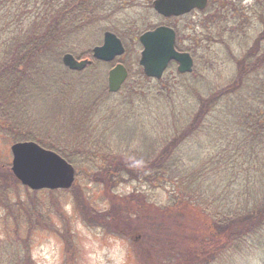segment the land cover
Returning a JSON list of instances; mask_svg holds the SVG:
<instances>
[{"label": "trees", "instance_id": "1", "mask_svg": "<svg viewBox=\"0 0 264 264\" xmlns=\"http://www.w3.org/2000/svg\"><path fill=\"white\" fill-rule=\"evenodd\" d=\"M108 2L109 0H0V138L11 139V142L35 141L45 148L56 151L74 167L81 165L78 160H74L76 156L71 154L72 149L67 151L58 144L65 138L72 140L71 137L68 138L65 133L57 136L43 131L44 119L34 110L36 102L31 100V96H37L44 102L51 97L57 99L59 95L67 92V99L71 100L72 113L76 111L74 118L70 119L74 126L82 124L83 119L92 121L96 117L84 113L83 108L78 106L80 103L89 104L100 100L93 96L94 90L89 91L88 82L71 83L68 73L72 71L63 66L61 57L66 51L75 53L78 59H91L84 70L102 63L92 57L90 49L87 51L81 49L79 53L76 44L87 43L84 40L86 27L89 23L98 24L99 21L94 19L95 12H101L106 8L110 10L112 6L109 8ZM220 4L222 3L209 0L205 10L195 11L200 24L196 20L192 28L187 29L186 37L192 39L193 44H191L195 50L188 45H180L181 29L178 25H173L177 34L176 46L180 50L189 51L194 56L195 51L198 50V42L195 38L199 28L202 33L199 41L203 47L217 40H225L227 44L228 30L231 29L228 23L231 19L232 32L248 39L255 34L261 40V52L258 56L261 60L255 64L250 57L254 52H249L245 56L246 63L243 68L236 69L237 84L245 85L250 76L249 81L255 76H264V0L255 1L246 8H243L238 0H226V6ZM149 6L151 7L150 2ZM254 21L261 24L263 29L259 30L260 27L257 32H252L250 24ZM97 30L103 32L105 27L97 26ZM113 32L120 37L119 31L113 30ZM225 33L226 38H223ZM120 38L124 43V39ZM171 65L174 63L169 67ZM194 74V69L186 74L175 71L172 75L169 73L156 80L155 92L162 94L165 104H169L168 115L172 117L171 130L160 139V146L155 149L156 152L145 160L122 153L120 155L122 158L118 157L115 160L109 161L102 157L101 164H98L96 161L101 154H91L89 149L92 147V152H95L98 142L87 149L90 162L88 163L87 160L82 162L89 166L92 163L91 167L96 172L90 176L91 180L94 181L93 178L96 177L95 181L104 187L103 190L105 189V197L109 204L103 211L92 204L89 196L81 188L76 191L75 184L70 188L74 189L72 191L74 208L78 213L80 212L82 220L88 225L103 223L108 232L116 231L124 236L131 229V237H136L138 240L132 245L137 264H216L220 260L221 253L234 255L245 252L244 248L252 246L259 238L258 235L264 231V82L257 83H260L261 89L254 86L251 89L247 88L262 102L251 103L246 116L239 119L244 120L243 129L229 131L227 128L231 124L229 113L219 122L216 119L208 122L207 119H211L212 115L217 113L219 103H224L226 98L233 94L232 92L240 88L230 85L219 91H211V89L210 92L200 93L196 90V85L193 86L190 82ZM134 75L150 80L143 74L141 68ZM129 76L130 72L118 91H124L122 93L124 105L147 109L148 102H141L140 96L136 97L138 102L135 97L130 100L129 95L132 93L130 91H133L140 81L133 79L134 76L129 79ZM132 79L136 82L134 85L129 83ZM179 79H185L187 83L181 86L175 85L180 83ZM187 84L192 94L191 100L188 101L193 103L186 102L185 108L178 112L173 106L184 100L178 99L180 95L184 96V90L188 88ZM176 89H178L177 93H175ZM103 93L116 94L106 88ZM80 129L81 127L74 128L72 131L76 141L84 139L79 134ZM201 135L211 138L214 144L217 140L216 149H208L212 145H206L201 150L186 147L195 140L197 142ZM104 149L105 157L112 155L110 147L105 146ZM203 149L210 154L207 162L215 159L212 163L213 168L220 167L227 173L228 183L249 184L255 180L257 189L251 201L245 195L229 200L228 195L224 193L223 178L220 177L219 180L210 178L217 176L212 173L214 169L210 166L208 173L205 172L207 167L203 161L207 159L200 158ZM75 151L85 154V151L79 148ZM94 156L95 158H90ZM6 171L1 173L0 194L8 198V194L12 195L14 191L7 192L4 184H10L11 179L15 184L17 181L9 170ZM78 175L75 176V182ZM133 181L152 190L158 187L164 190L166 188L167 200H155L163 203L158 205L148 201L137 189L129 194L112 192L117 185ZM257 181L261 186L256 184ZM8 202H14L15 207L3 205L6 207L3 212L6 216H2L3 221H8L7 215L16 208L18 215L23 213L26 216L34 215L36 222L30 223L23 221L24 217H18L16 226L12 223L6 225V229L0 235V264H34L29 238L34 235L37 226L47 225L51 221L48 217L38 220L39 215L35 214L38 205L34 200L32 202L35 206L30 203V209L23 207L17 193ZM58 212L56 215L60 216ZM133 216L139 225L144 224L142 238L140 234H136V229L130 221ZM175 224L181 225L180 234L172 232L171 226ZM50 230L55 233L60 232L57 229ZM124 231L125 233H122ZM221 235H224L225 239L218 248L221 252L218 255V249L211 247L208 240H218Z\"/></svg>", "mask_w": 264, "mask_h": 264}, {"label": "rangeland", "instance_id": "2", "mask_svg": "<svg viewBox=\"0 0 264 264\" xmlns=\"http://www.w3.org/2000/svg\"><path fill=\"white\" fill-rule=\"evenodd\" d=\"M214 1L215 3L217 1L222 3L220 6H226V0ZM238 1L241 3L243 8H246L258 0ZM149 2L151 3V0H109V8L111 6L112 8L110 10L106 8L101 11L103 13L95 12L96 15L94 16V19L99 21L98 24L90 25L89 23V26L86 27L84 31V40L85 42L87 41V43L76 44L78 52L81 49H83V51H87L89 49L91 50L94 46L100 45L102 42L103 32H99L97 30V26H102L103 28L105 27V30L119 31L120 37L124 39L125 53L118 57L115 61L119 60L126 65L130 72L129 79L134 76L133 79L135 78L136 81H140V83L136 84V88L133 91H130L132 93L129 97L130 100L132 97H135V100L138 102L136 97L140 96L139 98L141 102H148L149 106H147V109L141 107L131 108L128 105L125 106L122 101V93H124V91H120L112 95H104V89H107V72L111 65L110 63L103 62L92 67H88L85 70H71L72 72L68 73L72 84L77 83L78 81L88 82L90 84L89 91L94 90L93 96L95 95L100 100L99 102L94 101L89 104L80 103L78 106L83 108L84 113L96 116L92 121L83 119L82 124L78 126H74V124L71 123L70 119L71 117L72 119L74 118V113L76 111L72 113L70 106L71 100L70 98L67 99V92L59 95L57 99H52L51 97V99L48 98L44 102L37 96H31V100L36 102L34 110L44 119L45 128H43V131H47L57 136H61V134L65 133L68 135V138H72V140H67V138H65L58 144L67 151H71L72 149L71 154H75L76 156L74 160H78L81 164L80 166L75 167L76 176L78 174L79 175L77 177V181H74L73 184L76 186V191L80 188L85 191L92 204L98 207V210L100 211H103L109 202L107 203V199L105 197V189H102L104 187L95 181L96 177L93 178L94 181L91 180L90 176L94 175L96 172V170L91 167L92 163H90L89 166L88 164L85 165L84 162H82V160H87L88 163L90 162V159L87 156V149L91 145L98 142L99 145L96 146V149H94L95 152H92V147L89 148L91 154H101L100 158L96 161L98 164H101L100 160L102 157L110 161L115 160L118 157L122 158L120 156L122 153H128L132 156H137L141 160H145L147 157L156 152L155 149L160 146V139L169 130H171L170 125L172 117L168 115L170 109L168 108L169 104H165L162 94H158L157 91L155 92L154 86L156 85V80H147L143 79L141 76L135 77L134 75L140 68L138 59L142 47L138 41V35L158 24H167L170 26L178 25L181 29L179 35L180 45H188L191 49L194 48L192 45V39L186 37L188 36L187 29L189 30L192 28V24L195 23L196 20H200L199 17L197 18V15H195L196 13H190L189 16L183 18H161L154 12L153 8L149 6ZM250 25L252 32H257L260 27L261 28L259 30L263 29V26L256 21L251 22ZM257 37L258 36H255L254 34V36L249 38V40L248 38H245L247 39V42H244L247 44L244 43V45H246L244 47L241 46V50L237 52V54H239L237 56L231 52V47L225 43H217L207 47H199L198 44V50L195 51L196 53L193 56L195 74L190 78L192 85H196V90L200 93H207L210 92L211 89V91H219L229 87L230 85H236L240 88H237L238 90L232 92L233 94L231 96L229 95L224 103H219L217 105V113H214L211 119L208 118V122H211L212 120L214 121L215 119L219 122L220 120L226 118L227 115L225 114L229 113V121L231 122V124L227 126L229 131L232 129L241 130L243 129L244 120L239 119L246 116V112L248 111L251 103L255 104L256 101L262 102L260 98H256L257 95H255V93L250 89L253 88L252 86H254V88L260 87L261 89L260 83L264 82V76H255L252 78V81H249L251 78L250 76L248 83L241 86L237 84L235 79L236 69L243 68V65L246 63L245 56L247 53L254 52V54L250 57L253 59L255 64L261 60V58H258L261 48L260 44H257ZM258 42L260 43L259 40ZM65 53L71 52L65 51ZM231 53L233 54V58L231 57ZM71 54L76 57V55H74L75 53L72 52ZM175 71V65H171L164 75L167 76L169 73L172 75ZM133 79L131 81L129 80V83L132 85L136 83ZM179 80L180 83H175V85L181 86L183 83H187L185 79ZM258 82L260 83L257 84ZM189 88L190 87L188 85V88L184 90V96L180 95V98L178 99L180 100L183 98L185 101L183 100L177 102V106H173V108L178 112H181L187 103H193V101H188L191 100L192 95L190 94ZM177 92L178 89L175 90V93ZM253 98L254 100H252ZM85 101L88 102V100ZM80 127L81 129L79 134L84 139L76 141L72 136V131L74 128L79 129ZM198 138L199 140L197 142L195 140L190 143V146L187 145L186 147L190 149L198 148V150H201L206 145H212V147L208 149H216L215 146L218 143L217 140L214 144L213 140L206 136L201 135ZM12 143L11 139L3 137L0 138L1 181L2 172H7L6 170L11 172L10 166L12 155L10 152V145ZM105 146L112 149L110 152L112 155L105 157ZM76 148L81 149V151H85V154L76 152ZM90 158H95V156ZM196 158L198 161H201V159H207L203 161L207 167L205 172L207 171L208 173L209 166L210 168H213L212 163L215 159L211 160L209 163L207 162L208 159H210V154L206 149L202 150V154L200 155L201 159L198 157ZM213 169L212 173L217 174V176H211L210 178L213 180L214 178L218 180L220 177L223 178L225 181L224 193L228 195L229 200L237 199L238 197L245 195V197L251 201L252 196L257 189L255 187V180L249 184H230L227 182L228 175L222 170V168L214 167ZM229 180L231 179L229 178ZM256 184L261 186L259 181H257ZM4 188L7 192L14 191V193L12 195L8 194V198L6 195L3 196L0 194L2 196V202L0 203V235L2 234V231L6 229V225L12 223L16 226V224H18L16 223L18 217H24L22 220L29 221L30 223L36 222V217L34 215L26 216L24 213L23 215H18L19 213L16 212V208H14V211H11V214L7 215L8 221H3L2 216H6V214H3L6 208L3 205L5 204L10 208L15 207L13 205L14 202L11 203L8 201L13 199L16 193L19 194L25 209H30V203L35 206L32 202L33 200L36 202L38 207L35 214L39 215L38 220L46 219V217H48L51 221L47 225L37 226V230L34 232V235L29 238L31 244V256L34 264H137L132 245L138 240L136 237H131V229L128 233H125V231L122 232L125 233L124 236L122 234H118L116 231L108 232L103 223H92L91 225H88L84 220H82V215L79 214L80 212L78 213L76 208H74V196H72V191L74 189H70V191H66L64 189L57 191H32L21 185L18 181L17 184H15V181L13 183L12 179L10 180V184H4ZM135 189H137V191H141L146 196L148 201L158 205L163 203L156 202L155 200H167L168 194L166 192V188L164 190L158 187L152 190V188L150 189L148 187L141 186L136 181L119 184L113 188L112 192L117 194H129ZM56 212H58L60 216H57ZM15 218L16 220L14 221ZM130 221H132L133 227L136 229H134L136 234H140L142 238V231L145 229L144 224L139 225L134 216L131 217ZM107 223L109 225V222ZM50 229H57L60 232L55 233ZM171 230L174 233L180 234L182 227L179 224H175L171 226ZM258 236L259 238L254 241L252 246L249 245L244 248L245 252L240 254L239 252L234 253V255H223L218 249L219 246L224 243V235L219 236L220 238L218 237V240H208V244L211 245V247L213 246L215 249H218V255L221 253L219 256L220 260L216 264H252L253 254L259 253L262 257H264V231ZM261 264H264V260H262Z\"/></svg>", "mask_w": 264, "mask_h": 264}, {"label": "water", "instance_id": "3", "mask_svg": "<svg viewBox=\"0 0 264 264\" xmlns=\"http://www.w3.org/2000/svg\"><path fill=\"white\" fill-rule=\"evenodd\" d=\"M207 0H153L154 10L164 16L184 15L194 9H203ZM142 45L139 65L146 76L159 79L171 61L179 73L193 69V58L189 52L175 48V31L167 25H158L139 35ZM124 52L121 40L110 31H105L100 45L92 48V57L101 61H112ZM91 61L77 59L64 53L62 63L70 70H82ZM126 67L117 62L107 76L108 90L116 92L127 77ZM11 171L20 183L31 190L68 189L75 178V169L63 157L34 141H19L10 145Z\"/></svg>", "mask_w": 264, "mask_h": 264}, {"label": "flooded vegetation", "instance_id": "4", "mask_svg": "<svg viewBox=\"0 0 264 264\" xmlns=\"http://www.w3.org/2000/svg\"><path fill=\"white\" fill-rule=\"evenodd\" d=\"M198 24H200L199 23V20H198ZM229 26H230V28L231 29H229L228 30V33H229V36H227V38L229 37V39H227V41H228V43H227V45L228 46H230L231 47V52H233V54L234 55H239V54H237V52H239L240 50H241V46H245L247 43V39H245V38H247V37H241L240 35H237V34H235V32L233 31H231V30H233L232 29V20L230 19V21H229ZM229 28V27H228ZM199 31H198V34H197V37H196V40H197V42H198V44H199V47H203L202 46V43H200V41H199V39H200V37L202 36V33H201V30H200V28L198 29ZM226 33L224 34V36H223V38H226ZM217 35H215V37H216ZM217 38V37H216ZM217 39H219V38H217ZM249 40V39H248ZM258 40L259 41H261L260 39H259V36L257 37V44L259 45L260 43L258 42ZM226 41V42H227ZM244 41H246V42H244ZM209 42H211V41H209ZM217 43H225V40H221V41H214V42H212L209 46H212L213 44H217ZM244 43H246L245 45H244ZM197 44V45H198ZM226 44V43H225ZM233 54L231 53V57L233 58Z\"/></svg>", "mask_w": 264, "mask_h": 264}, {"label": "clouds", "instance_id": "5", "mask_svg": "<svg viewBox=\"0 0 264 264\" xmlns=\"http://www.w3.org/2000/svg\"><path fill=\"white\" fill-rule=\"evenodd\" d=\"M262 260H264V257H262L261 254L259 253L253 254L252 264H261Z\"/></svg>", "mask_w": 264, "mask_h": 264}]
</instances>
